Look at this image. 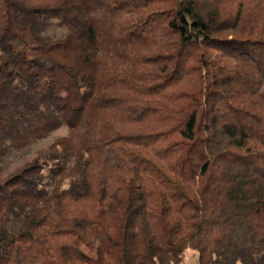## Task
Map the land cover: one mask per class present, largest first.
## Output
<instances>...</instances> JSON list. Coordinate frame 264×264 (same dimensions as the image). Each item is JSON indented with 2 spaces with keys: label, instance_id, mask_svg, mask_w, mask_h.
Here are the masks:
<instances>
[{
  "label": "trees",
  "instance_id": "16d2710c",
  "mask_svg": "<svg viewBox=\"0 0 264 264\" xmlns=\"http://www.w3.org/2000/svg\"><path fill=\"white\" fill-rule=\"evenodd\" d=\"M61 126L0 264H264V0H0V160Z\"/></svg>",
  "mask_w": 264,
  "mask_h": 264
},
{
  "label": "rangeland",
  "instance_id": "374dc122",
  "mask_svg": "<svg viewBox=\"0 0 264 264\" xmlns=\"http://www.w3.org/2000/svg\"><path fill=\"white\" fill-rule=\"evenodd\" d=\"M45 33L52 37H59L65 34V29L55 25ZM67 135H69V129L66 126H61L58 129L52 131L44 139L38 140L28 147L11 152L9 156L0 160L1 174H8L15 168L35 157L41 150L48 148L60 150L59 140ZM179 264H198L197 252L191 249L185 250Z\"/></svg>",
  "mask_w": 264,
  "mask_h": 264
}]
</instances>
